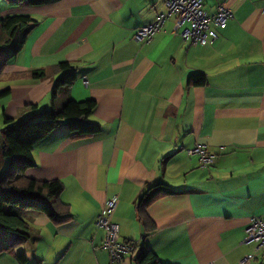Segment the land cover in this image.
Returning <instances> with one entry per match:
<instances>
[{"label": "crops", "instance_id": "0c3cea01", "mask_svg": "<svg viewBox=\"0 0 264 264\" xmlns=\"http://www.w3.org/2000/svg\"><path fill=\"white\" fill-rule=\"evenodd\" d=\"M232 10L218 39L185 41L174 17L148 42L132 32L165 9L164 0H49L1 8L37 23L20 51L0 49V107L5 117L37 118L52 105V67L67 61L75 81L55 89L56 99H93L92 137L70 139L65 120L33 147L36 165L27 178L59 179L60 202L70 217L55 222L27 208L30 237L0 264H110L95 221L106 199L120 240L145 242L164 264H264V249L243 244L244 229L264 216V0H220ZM216 0H204L213 12ZM45 69L34 80L30 70ZM202 73L203 85L189 82ZM31 107V108H30ZM31 109L26 114L27 110ZM27 116V118H23ZM200 144L215 154L200 166L186 149ZM155 182L175 194L160 195L146 212L156 230L146 235L135 212L141 192ZM126 254L120 264H135Z\"/></svg>", "mask_w": 264, "mask_h": 264}, {"label": "trees", "instance_id": "16d2710c", "mask_svg": "<svg viewBox=\"0 0 264 264\" xmlns=\"http://www.w3.org/2000/svg\"><path fill=\"white\" fill-rule=\"evenodd\" d=\"M2 1V0H0ZM7 5L18 7L21 5L37 6L49 0H5ZM37 21L27 14L3 15L0 8V49L8 46L11 54L21 50L27 35ZM65 70L64 74L54 79L52 105L42 109L37 118L20 120L5 117L0 107L2 126L0 127V161L7 163L6 169L0 176V254L11 253L17 261L24 263L22 253H15L14 248L23 244L30 237V228L22 216L27 208L48 215L55 222H61L70 217L68 206L60 202L63 183L59 179L38 181L27 178L25 169L36 165L33 155L34 145L48 136L65 120L68 137L70 139L92 137L100 133V127L90 122L88 117L95 108L93 99L74 101L73 99H56L55 89L59 86H69L75 79V69L67 62L54 64L52 72ZM34 80L43 79L47 71L43 68L29 71ZM189 82L193 85L206 83L204 74L192 75ZM8 89L0 91L1 98H6ZM164 182L147 185L135 202V212L143 225L146 235L156 230V224L148 216L146 207L155 197L175 194ZM130 242V241H129ZM135 264H164L158 255L142 242L135 244Z\"/></svg>", "mask_w": 264, "mask_h": 264}, {"label": "built area", "instance_id": "2783aa9c", "mask_svg": "<svg viewBox=\"0 0 264 264\" xmlns=\"http://www.w3.org/2000/svg\"><path fill=\"white\" fill-rule=\"evenodd\" d=\"M165 9L159 12L149 23L137 27L131 34L135 42H150L154 35L161 30L169 17H174L175 23L181 28L180 36L185 41L206 45L218 39L217 28L224 27L226 20L232 17V10L220 0H216L213 12L205 9L204 0H164ZM189 155H197L201 167L208 168L214 162L215 154L209 152L200 144L186 149ZM117 197L106 199L101 212L96 218L95 225L104 232L101 248L106 250L110 257V264H120L126 254L135 251L134 242L120 240L118 225L113 223L111 215L116 208ZM243 244H253L254 251L264 249V216H254L244 229ZM253 252L245 255L240 263L250 264ZM204 264H214L208 261Z\"/></svg>", "mask_w": 264, "mask_h": 264}, {"label": "rangeland", "instance_id": "374dc122", "mask_svg": "<svg viewBox=\"0 0 264 264\" xmlns=\"http://www.w3.org/2000/svg\"><path fill=\"white\" fill-rule=\"evenodd\" d=\"M7 2L5 1V0H2V1H0V8H4L5 6L7 7L8 5L6 4ZM31 108V107H30ZM31 111V109H28L27 110V112H26V114L27 113H29ZM23 118H27V116L25 115V117H23ZM2 126V117H1V115H0V127ZM6 165H7V163L6 162H4V161H0V176L3 174V172L5 171V169H6ZM133 255H135L134 253H133Z\"/></svg>", "mask_w": 264, "mask_h": 264}, {"label": "water", "instance_id": "95a60500", "mask_svg": "<svg viewBox=\"0 0 264 264\" xmlns=\"http://www.w3.org/2000/svg\"><path fill=\"white\" fill-rule=\"evenodd\" d=\"M136 255L133 256V259H135Z\"/></svg>", "mask_w": 264, "mask_h": 264}]
</instances>
